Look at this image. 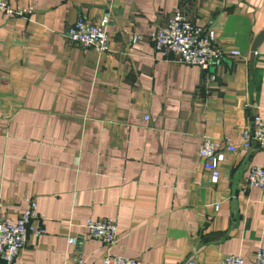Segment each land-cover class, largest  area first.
Segmentation results:
<instances>
[{
    "label": "crops",
    "instance_id": "obj_1",
    "mask_svg": "<svg viewBox=\"0 0 264 264\" xmlns=\"http://www.w3.org/2000/svg\"><path fill=\"white\" fill-rule=\"evenodd\" d=\"M8 2L33 11L0 12V220L16 221L27 197L44 216L15 264L107 253L139 264H219L229 254L255 264L264 191L246 176L264 151L227 155L217 183L198 154L205 137L240 146V131L264 118V41L251 55L264 0ZM177 9L215 22L220 45L242 55L208 69L163 58L150 36ZM106 12L109 51L65 36L78 18L96 23ZM131 34L147 38L131 44ZM89 218L116 220L114 246L88 236Z\"/></svg>",
    "mask_w": 264,
    "mask_h": 264
},
{
    "label": "built area",
    "instance_id": "obj_2",
    "mask_svg": "<svg viewBox=\"0 0 264 264\" xmlns=\"http://www.w3.org/2000/svg\"><path fill=\"white\" fill-rule=\"evenodd\" d=\"M33 11L32 7L12 6L8 0H0V12L8 17L24 16ZM111 14L106 12L98 22H91L83 17L72 24L65 36L73 43L105 53L110 49L108 27ZM142 34H131V44L146 40ZM154 47L163 58L169 59L171 54L175 61L186 65L199 66L208 69L213 64L227 56H241L236 48H225L218 41L215 22L200 25L190 21L180 9H177L167 19L164 26L158 28L150 36ZM145 118H149L145 116ZM241 144L237 146L230 137L215 139L205 137L199 149V157L203 160L206 171L210 173L211 181L217 183L221 176V166L227 155L235 153L239 148L245 150L259 149L264 151V118L255 114L250 127L240 131ZM247 186H258L264 191V164H255L249 168L246 176ZM26 206L16 221L0 220V261L5 264H15L21 251L28 243L29 235L40 236L44 232V216L38 210V204L33 197H27ZM219 203L215 208L218 209ZM85 227L88 236L99 240L104 246L111 248L118 238V226L112 218H89ZM79 236L68 239L75 245ZM255 264H264V247H259L253 254ZM74 264H139L135 258L107 253L99 262H89L82 255L75 259ZM187 264H198L191 259ZM219 264H245L240 255L229 254L222 258Z\"/></svg>",
    "mask_w": 264,
    "mask_h": 264
},
{
    "label": "water",
    "instance_id": "obj_3",
    "mask_svg": "<svg viewBox=\"0 0 264 264\" xmlns=\"http://www.w3.org/2000/svg\"><path fill=\"white\" fill-rule=\"evenodd\" d=\"M264 41V29L254 38V41L252 43L251 47V55L254 56L262 42Z\"/></svg>",
    "mask_w": 264,
    "mask_h": 264
}]
</instances>
